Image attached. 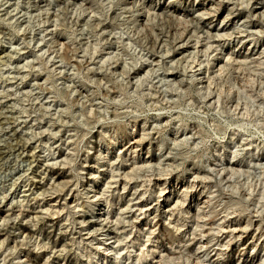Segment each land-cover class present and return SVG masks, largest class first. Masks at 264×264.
<instances>
[{
  "label": "rangeland",
  "instance_id": "374dc122",
  "mask_svg": "<svg viewBox=\"0 0 264 264\" xmlns=\"http://www.w3.org/2000/svg\"><path fill=\"white\" fill-rule=\"evenodd\" d=\"M221 1L211 16L202 0H142L200 28H141L125 0H0V192L51 206L41 214L65 246L15 230L0 264H30L31 251L38 264H264V64L249 60L264 32L244 23L245 3L228 28L241 0ZM41 183L46 198L27 203ZM230 225L241 236L226 237Z\"/></svg>",
  "mask_w": 264,
  "mask_h": 264
},
{
  "label": "bare ground",
  "instance_id": "6f19581e",
  "mask_svg": "<svg viewBox=\"0 0 264 264\" xmlns=\"http://www.w3.org/2000/svg\"><path fill=\"white\" fill-rule=\"evenodd\" d=\"M130 0H125L126 5H131V7H136L135 10H133L134 12H136V14L133 16L135 22L139 21L137 27H141V28H156L159 27L161 24L163 23H172L170 25L169 28H200V26H198V23H194L191 22L189 20H185V18L188 15V12H181V9H179L178 7L176 8V6L173 5V11L172 13L165 8V7H159L158 11L155 10L154 8H151L150 6L145 10L144 8H139L138 7V3L142 0H131V2H128ZM145 1V0H143ZM205 1H207V3L205 4ZM239 2V0H237ZM253 1L252 4L256 3V0H245L239 3V4H233L231 8H226L227 9V13L226 16L223 18V21H226V23H229V27L228 28H240L237 27L236 24L234 23L233 19L236 18V16L230 18L231 15L235 14L238 9L235 7L238 5L240 7H242V4L245 3L246 7L248 8V12L250 13L251 17L250 19H247V17H245V22L249 27L251 28H263L262 32H264V2L262 3V5L259 6H251V2ZM197 10L201 13V15H217L218 13L221 12L222 9H224L225 4H222L221 0H218L217 2L211 1V0H202V2L197 4ZM243 9V7L241 8ZM151 10H153V12H150ZM171 10V9H170ZM244 10V9H243ZM238 11L239 13L237 14V16H239L242 11ZM182 13V14H181ZM180 15V17H178ZM161 16V17H160ZM157 18V20L155 21V19ZM167 18V19H165ZM170 18H173L175 20H170ZM162 20H165V22H162ZM190 22L193 24L190 27ZM225 23V24H226ZM245 26V25H244ZM223 28V27H222ZM214 32L219 33L218 29H216V27L213 29ZM211 32V31H209ZM242 31H238L237 33H241ZM257 56L254 57H250V62H256L258 65H263L264 64V50L258 51L255 53ZM234 58V57H233ZM235 58L239 59V56L236 55ZM234 58V59H235ZM235 60L236 62H239L238 60ZM242 59L247 60L248 57H243ZM242 62V61H240ZM24 148H27V146L25 145ZM28 151H30V148L28 149ZM4 154V150L2 148H0V156ZM36 171V170H35ZM34 171V172H35ZM57 177H62L64 176L63 173L58 172ZM33 177H36V174H33ZM42 180V179H41ZM39 183V182H38ZM35 186L34 182H31L30 184H27L26 186ZM13 186H16L15 183L13 184ZM12 187V186H11ZM36 188V187H35ZM42 188V189H41ZM39 191L37 192L38 194L33 197L32 199H29L26 197V202L28 203L30 200H35V203H37L40 199L38 198L39 196H42V199H45L46 197L44 196V193L46 194L47 188H45V185L43 183H41L40 187H38ZM28 191L30 190V188L27 189ZM5 190L3 189L0 192V251L5 249V248H9L8 243L11 242L13 244L12 248L15 249L18 246H16L17 243V238H19V235L15 234L14 231L18 230L19 233H25V234H29L32 232H36L37 230L41 231V234L43 232V236L48 239L51 240V243H43L41 245V247L46 248V249H50V250H54V251H62L63 248L65 247L64 245H61V241L63 239L62 233H57L56 234V222H54L53 218H50L48 216H44L42 214L47 213L50 211L49 215H55L57 213H55L54 211H52L53 208H51V206H48L47 208H43L44 205L40 206H31V205H23L22 203H20L19 205H14L13 201H10L11 197L8 198V194L7 193H3ZM25 191V190H24ZM32 191V190H31ZM13 193V192H12ZM36 194V193H35ZM33 194V195H35ZM51 195L53 194L52 192L50 193ZM32 195V192L29 194V196ZM14 196V195H12ZM165 196V195H164ZM15 198V197H13ZM13 200V199H12ZM210 200V194L206 191H202V193L199 194V198L197 199L198 204L200 205H208ZM167 200L166 199H161V201H159L158 207L163 206V207H168L169 205L167 204ZM178 200L176 201V203L174 204V207H172L170 209L173 210V208H175V205L177 204ZM180 202V201H179ZM180 203H184L180 202ZM135 205H139V206H143V204H135ZM54 206V205H53ZM145 206V205H144ZM37 208H40L41 210H36ZM142 209V208H140ZM149 208L145 209L144 212H141L140 214H145L148 213ZM168 210V208L165 210V212ZM164 212V213H165ZM169 212V211H168ZM189 212V211H188ZM33 213V214H32ZM42 213V214H41ZM207 215H203V216H196L193 219L194 225L196 227L199 228H203V225H201L200 222H202L201 220H203V217H205ZM32 217L33 220H36V223L34 224V226H38L35 231L33 229H30L27 224H23L21 221L24 218H29ZM137 217V216H135ZM88 222V230L90 232H97V231H102L103 230V226L97 222L94 221H87ZM38 224V225H37ZM209 224H213V223H209ZM12 225V226H10ZM91 227H90V226ZM94 225V226H93ZM99 225V227L96 228V226ZM93 226V227H92ZM235 227L234 225H230ZM232 227V228H233ZM32 228V227H31ZM89 228H92L91 230ZM209 230L211 228H213L211 225L208 227ZM228 228V226H227ZM228 231L225 230V232L227 234L230 235H226L227 236H231V238H233L234 236H241V234H237L238 229L237 228H231ZM107 236L113 235L110 238H114V242H119L121 241L120 237L111 229H105L104 230ZM201 238H203L204 236L206 237L205 239L201 240V241H197V243L201 244L200 248L202 247H206L207 243L206 239L208 237L207 230L206 229H201ZM225 237V238H226ZM231 239H229L230 241ZM56 248H62L57 249ZM165 252L168 258H174V256L172 254H175L176 252L171 250L170 248H166L165 247ZM219 255V253H217ZM31 255H34V253L31 251L28 253V261L30 262V264H38V258L37 256L34 258H30ZM139 259V258H137ZM200 260V258H199ZM249 263L246 262V260L243 262V264H254L253 259H249ZM199 264L202 263V260H200L198 262ZM261 260H259L257 262V264H260Z\"/></svg>",
  "mask_w": 264,
  "mask_h": 264
}]
</instances>
